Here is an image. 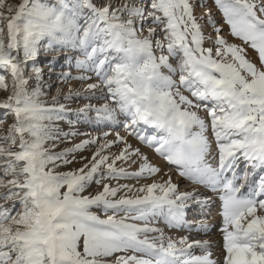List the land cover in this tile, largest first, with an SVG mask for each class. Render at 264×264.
<instances>
[{"label":"snow or ice","instance_id":"snow-or-ice-1","mask_svg":"<svg viewBox=\"0 0 264 264\" xmlns=\"http://www.w3.org/2000/svg\"><path fill=\"white\" fill-rule=\"evenodd\" d=\"M214 4L241 43H230L207 12L214 35L205 47L193 0H0V92L7 93L0 109L12 117L7 129L0 120V264H217L209 241L165 238L151 226L158 215L169 227L182 225L190 202L207 203L195 189L180 192L171 176L139 187L119 183L161 171L125 136L99 144L82 167L56 171L99 141L52 151L59 139L53 122L65 106L58 97L51 107L41 102L40 68L31 91L25 77L40 46L83 54L77 66L98 81L87 90L111 104L87 105L82 114L113 123L123 114L128 137L181 177L222 193V264H264V180L245 193L235 174L226 175L240 158L264 169V0ZM118 161L140 163L128 171ZM93 183L101 189L86 195Z\"/></svg>","mask_w":264,"mask_h":264},{"label":"rangeland","instance_id":"rangeland-1","mask_svg":"<svg viewBox=\"0 0 264 264\" xmlns=\"http://www.w3.org/2000/svg\"><path fill=\"white\" fill-rule=\"evenodd\" d=\"M10 2L13 4H18L20 0H10ZM52 2H55V0H52ZM193 3H194V14L196 15L198 21L201 23L202 30L206 37L205 39L206 46L211 45V40L207 39V37H209L210 35H214L213 27L211 25L206 24L207 12H211L212 18L216 22V25L222 28L223 30L222 35H224L225 38L228 39L230 43L239 44L237 43V41L239 40H237L236 38L230 35L228 25L223 23L222 14L214 4V0H193ZM201 17H204V19H201ZM249 50L255 53L254 50L252 49ZM83 59H84L83 54L78 49H72V48L51 49L45 46H40L37 49V53L34 59L28 61L25 69V77L28 80L27 88L29 91H31L37 86V81L34 78V71H33L34 67L41 69L42 83L46 86L43 87V95L40 97V100L46 107L54 106L52 101L53 97H58V103L63 104L65 106V112L63 113L64 118L53 122L55 131L59 134V139L54 141L55 147L52 148L53 152H61L66 149H71L75 145L80 144L83 141H87V140L98 139L99 141V143L97 144L87 145L83 151L75 152L73 154L75 156L73 163L67 165H61L58 169H56V171L67 172L82 167L85 163L88 162L89 159H91L93 153L99 147V144L105 143L106 141H112V139L115 140L116 139L115 134L119 133L121 136H125L128 139L129 143H131L135 147L140 148V146H142L143 148H146L148 151L152 152L154 156H156V158L161 159L166 166L165 174H167V172L170 170L173 174H175V177L179 179V183L176 181H174L173 183L178 185V190L180 192L192 191L194 188L198 189L200 184H194L187 177H181L179 175V170L174 165L168 164V162L163 157L158 155L153 148H149L147 145L141 144L134 137H128L125 128L123 127V124L126 122L123 114L117 112L116 119L117 117L118 119L119 118L120 119L119 120L117 119L116 120L117 124H114L113 122L109 123L108 121L106 122L105 120H97V116L94 111H89L87 112L86 115L80 112V110L85 108V106L87 105H95L96 107H100L105 103L111 104V101H106L104 99L96 98L101 95L100 90L98 89L92 91L87 90L88 84L97 83L98 81L94 73L77 66V61ZM252 59H255V57H253ZM63 74H67V78H64ZM80 76H88L91 77V79L80 80L78 79V77ZM76 93H80V95L77 96ZM5 95H7V93L0 92V98H3ZM65 96H70L71 98L64 99ZM201 114L203 115V113ZM0 120H2L3 122L2 127L4 129H7L8 125L12 123V117L6 112V110H2V109H0ZM105 133H107L108 135L105 136ZM52 143L53 142L50 141L49 145L46 146H50ZM122 147L123 145H120L119 147L114 146L111 149V151L118 153L120 148ZM213 148H214L213 153H215L214 144H213ZM69 159H72V156H69ZM138 163L140 162L137 161L135 164H131V166L128 167V165H123L122 162L118 161L117 166L118 167L126 166L128 171H135L138 169L139 166ZM247 163L248 162L246 160L242 159V161H240L239 164L240 167L237 166L234 169V173L237 170L239 172V176L235 181L238 186L241 185V182H243L244 175H242V173H246L245 167H247ZM232 173L233 172H230L228 174L229 176L227 177H230V175L234 174ZM263 177H264V173H260L259 175L256 176L255 181L253 182L251 181L250 184H248V186L252 188V190L257 189L261 180H264ZM156 178L157 176L155 175V177H147L146 179L141 178L139 181H136L134 179L120 180L119 183L121 184L127 183L130 185H134L135 187H139L140 185L151 183L153 179L156 180ZM104 183H111L115 185L116 181L105 180ZM101 187L102 185H97L93 183L87 189L85 194L94 195L96 192H98L101 189ZM249 187L246 190V192L249 191ZM216 197L219 198L220 194L214 196L213 199ZM213 199L210 200L208 203H206L207 204L206 206H203L204 204H197L192 202L189 203V207L185 209V215H184V219H186L185 226H183V228L182 227L179 228V231L181 232L178 235H176V237L173 234L170 235L169 231H166L165 228H167L168 225L163 216H161L163 217L162 220L156 219V221H154L155 218H152L151 226L161 228L164 231L165 238L179 240L181 237H186L187 235L186 234L183 235L182 233H184L186 229L192 230L195 227V225H191V223L193 222L199 223V221L205 219L200 215H202V213L208 212L209 207L210 209H214L215 211L216 209L221 210V205L219 206L218 202L213 201ZM98 214L101 215V218H105L103 212H99ZM208 220H210V218H208ZM205 222L206 220L202 221L201 224H204ZM138 223H142V222H138ZM219 228L221 229V227ZM219 228L215 229L214 234L210 236L211 238H214L215 236H217V238L219 239L222 238V234H220L221 231ZM152 235H157V234H152ZM167 235H169L170 237ZM203 237L194 238L193 240L191 239L190 242L197 240L202 241V239L203 241H205L209 236L206 238ZM211 251L213 253V258L215 256H218L219 252H221L222 255V241L219 243V245H216L214 248L211 247ZM195 254L199 255L201 253L197 249L195 250ZM217 262H218L217 264L220 263L222 264V257L218 258Z\"/></svg>","mask_w":264,"mask_h":264},{"label":"bare ground","instance_id":"bare-ground-1","mask_svg":"<svg viewBox=\"0 0 264 264\" xmlns=\"http://www.w3.org/2000/svg\"><path fill=\"white\" fill-rule=\"evenodd\" d=\"M210 43V42H209ZM237 43H240L239 41H237ZM211 46V45H210ZM205 47H208V46H206L205 45ZM248 53H249V58H253V57H255V59H256V54L253 52V51H251V50H249L248 49ZM255 59H253V60H255ZM117 119H118V117H117ZM116 119V120H117ZM120 119V118H119ZM118 119V120H119ZM95 122H97V121H95ZM107 122V121H106ZM109 123H111V121H108ZM104 123V122H103ZM119 123V122H118ZM88 124V123H87ZM106 124H108V123H106ZM114 124H117V122H115ZM94 125V124H93ZM97 125V124H96ZM111 125V124H110ZM105 126V125H104ZM107 126V125H106ZM113 126V125H112ZM104 128V127H103ZM116 135V134H115ZM113 136H114V134H113ZM113 140V139H112ZM134 146V145H133ZM135 147V146H134ZM140 149H141V151L148 157V160H149V162L150 163H152L153 165H155V166H157V167H159L160 169H161V171L159 172V173H157L156 174V176H157V178L159 179H157L156 178V181L157 182H163L164 180H167L168 179V177L169 176H171V179H172V182H174V181H176V182H178L179 183V179L178 178H176L175 177V174H173L170 170L167 172V174H165V172H166V166H165V164H164V162L161 160V159H158V158H156V156H154V154L152 153V152H150V151H148L146 148H143L142 146H140ZM213 151H214V148H213ZM213 156H215V153H213ZM242 159L243 158H240V160L237 162V165H236V167L237 166H239V164H240V161H242ZM208 162L209 163H213V166H215V161H214V159H213V157H209L208 158ZM139 164V163H138ZM126 167V166H125ZM240 167V166H239ZM238 167V168H239ZM245 172L246 173H242V175H244L243 176V182H241V185H244V187L241 189L242 190V192H245V193H247L246 192V190L248 189V184H250V182L252 181H255V178H256V176L257 175H259L260 173H264V169H261V168H259V167H257V168H255V169H253V168H251V166L249 165V163H247V167H245ZM230 172H228L226 175L227 176H229L228 174H229ZM233 174V173H232ZM235 176L236 177H238L239 176V172H238V170L237 171H235ZM233 174V175H234ZM245 174H247V176H248V180H247V183L245 184V180H244V177H245ZM233 175H230V177H227L228 179H232L233 178ZM176 179V180H175ZM263 179H264V177H263ZM195 189V191L197 192V194L200 196V198L202 199V200H207V203L210 201V200H212L213 199V197L214 196H216V195H221L222 193L220 192V191H213L211 188H209V187H206L205 185H203V184H200L199 185V188L197 189V188H194ZM249 191H252V188H250L249 187ZM218 197V196H217ZM214 198L213 199V201H217L218 202V205L220 206L221 205V200H220V198ZM217 204V203H216ZM207 204H204L203 206H206ZM218 205H216V206H218ZM202 206V207H203ZM189 207V206H188ZM187 207V208H188ZM190 210V209H189ZM210 211V212H209ZM213 211V212H212ZM220 211L221 210H219V209H216V211L214 210V209H210V207H209V210H208V212H205V213H202V215H200V216H202V217H204L205 219H203V220H201V221H199V223H197V222H193V223H191V225H195V227L191 230H189V229H186L185 230V232L184 233H182L183 235H187L186 236V238L187 239H189V241L192 239H194V238H200V237H203V236H205V237H203V238H206V237H208L207 238V241H209L210 242V244L212 245V248H214L216 245H219V243L222 241V238H217V236H215L214 238H211L210 236H212V234H214V232H215V229H217V228H219V227H221L222 226V220H221V216H220ZM199 213V212H198ZM186 217V216H185ZM162 218L163 217H161V215H158L157 217H155V219H154V221H156V219H159V220H162ZM208 218H210V220H208ZM206 220V222L204 223V224H201V222L202 221H205ZM184 223L182 224V225H180V226H177V227H167V228H165L166 229V231H169L170 232V235L171 234H173L175 237H176V235H178L181 231H179V228H183V226H185V223H186V219H184ZM164 222V221H163ZM202 225L204 226V225H206L207 226V228H206V230H202ZM192 227V226H191ZM161 229V228H160ZM220 229V228H219ZM164 232V231H163ZM199 232H201V233H199ZM218 232V231H217ZM221 234V233H220ZM167 236H169V235H167ZM170 237V236H169ZM201 240V239H200ZM202 241H203V239H202ZM222 257V255H221V252H219V254H218V256H215L213 259H215L216 261L218 260V258H221ZM219 261H221V260H219ZM218 263V262H217ZM221 264V263H220Z\"/></svg>","mask_w":264,"mask_h":264}]
</instances>
